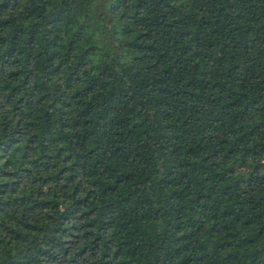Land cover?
I'll list each match as a JSON object with an SVG mask.
<instances>
[{"label": "trees", "instance_id": "16d2710c", "mask_svg": "<svg viewBox=\"0 0 264 264\" xmlns=\"http://www.w3.org/2000/svg\"><path fill=\"white\" fill-rule=\"evenodd\" d=\"M0 264H264V0H0Z\"/></svg>", "mask_w": 264, "mask_h": 264}]
</instances>
